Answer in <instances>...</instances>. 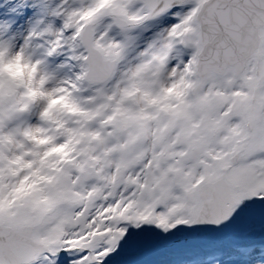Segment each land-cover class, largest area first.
I'll list each match as a JSON object with an SVG mask.
<instances>
[{
    "label": "snow or ice",
    "instance_id": "snow-or-ice-1",
    "mask_svg": "<svg viewBox=\"0 0 264 264\" xmlns=\"http://www.w3.org/2000/svg\"><path fill=\"white\" fill-rule=\"evenodd\" d=\"M0 264H264V0H0Z\"/></svg>",
    "mask_w": 264,
    "mask_h": 264
}]
</instances>
